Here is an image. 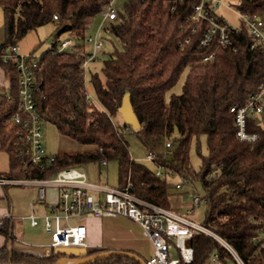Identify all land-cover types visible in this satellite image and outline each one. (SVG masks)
Listing matches in <instances>:
<instances>
[{
  "label": "trees",
  "instance_id": "obj_1",
  "mask_svg": "<svg viewBox=\"0 0 264 264\" xmlns=\"http://www.w3.org/2000/svg\"><path fill=\"white\" fill-rule=\"evenodd\" d=\"M109 1L0 0L4 20L0 68L9 81L6 91L0 87V151L9 160L6 176L45 179L71 167L115 161L118 186L130 183L137 197L171 210L173 182L154 176L156 166L169 169L189 180L197 192L198 184L199 193L205 195L200 224L233 246L247 264H264V249L253 258L255 243L251 241L264 222V114L262 125L249 122L248 131L256 133L257 140L244 143L236 138L229 111L263 83L264 52L250 50L245 36L235 53L215 43L201 47V31L192 33L185 24L198 0H183L174 9L171 0H126L107 31L119 47L113 45L98 73L89 66L82 68L80 45L72 52L42 51L36 72V106L45 124L86 149L55 154L44 169L22 166V131L12 125L18 111V77L13 63L2 60L3 52L29 31L46 25L53 26L51 37L70 36L82 42ZM236 9L249 16L261 14L264 0H239ZM54 15L58 21H53ZM210 54L212 61L201 62ZM183 72L180 93H170ZM125 91L141 125L137 131L115 122ZM87 93L92 100L85 99ZM127 134L135 135L147 151L158 152L157 158L150 163L132 159ZM201 136L206 154L198 153L200 164L194 170L190 144L196 140L198 149ZM166 141L171 143L169 149H164ZM11 231L12 221L1 220L0 235L10 237L12 243ZM186 245L193 250L191 264H207L213 253L223 264L231 260L220 244L203 233ZM99 253L103 251L94 249L86 255ZM63 257L74 258L61 252L36 255L0 246V264H55ZM89 264L138 263L112 256Z\"/></svg>",
  "mask_w": 264,
  "mask_h": 264
},
{
  "label": "built area",
  "instance_id": "obj_2",
  "mask_svg": "<svg viewBox=\"0 0 264 264\" xmlns=\"http://www.w3.org/2000/svg\"><path fill=\"white\" fill-rule=\"evenodd\" d=\"M173 8L183 0H171ZM223 0H198L190 14L185 18V24L192 33L201 31L199 45L208 47L215 43L222 49L237 52L239 42H249L250 50L264 52V21L261 14L246 15L239 11L226 8L238 17L236 25L226 22L218 13ZM118 9L114 0H110L101 7L98 17L101 19L99 29L108 31L109 23L117 18ZM58 21L57 16L52 17ZM188 41V40H187ZM80 45V53L83 56L81 64L86 69L95 62L99 54L104 53L103 39L98 33L87 34L82 42L66 36L64 38L51 37L46 51L56 53L72 52ZM86 46L89 49H86ZM39 52L24 53L16 44L8 47L2 55L4 62L11 61L17 71L18 77V111L12 118V125L21 131L19 155L22 166L37 165L41 169L50 165L54 156L46 152L44 141V120L36 106L34 94L37 90L36 72L40 68ZM214 59L210 54L201 59L208 62ZM8 88L5 89V91ZM85 99L92 100L90 93ZM233 115L235 134L238 141L253 143L257 140L256 133H250L249 122L255 121L257 125L263 124L264 114V81L260 87L251 92L243 103H236L229 109ZM171 143L166 141L164 149H169ZM157 153L147 151L145 162H153ZM102 161L99 166H106ZM154 176L173 182V190L186 198L188 204L184 208V214L162 208L150 201L137 197L131 188V184L125 186L110 187L106 183L90 181L84 168L71 167L58 171L54 176L40 178H10L0 174L1 187H33L37 190V202L46 200V188H52L56 192L53 202L45 204L46 214L38 216L34 212V204H30V212L26 217L31 226H36L41 218L44 231L50 236L49 248L54 252L62 249H82L86 245L87 229L79 217L91 216L101 218L104 214H116L137 224L149 237L152 245V254L145 260V264H191L193 250L186 242L193 236L203 233L210 236L220 244L230 255L231 260L227 264H247L238 254L236 249L224 239L214 234L200 223L193 220L192 215L196 209L205 206L207 199L204 194L197 192L192 183L175 176L169 169L156 166ZM255 243L252 257L255 258L264 249V222L257 233L251 238ZM10 245V240L7 246ZM177 255V258L174 257ZM207 264H223L216 253H213Z\"/></svg>",
  "mask_w": 264,
  "mask_h": 264
},
{
  "label": "rangeland",
  "instance_id": "obj_3",
  "mask_svg": "<svg viewBox=\"0 0 264 264\" xmlns=\"http://www.w3.org/2000/svg\"><path fill=\"white\" fill-rule=\"evenodd\" d=\"M126 0H114V5L116 8H121L122 5L125 3ZM239 0H223V5L220 6L218 9V13L220 16L228 23L236 25L238 23V17L235 15V13L231 12L226 8V5L230 7L232 10L236 12V6L238 4ZM261 17L264 21V12L261 14ZM101 19L99 17H96L90 29L88 30L87 34H95L98 33L100 37H103L106 41L104 44V53L99 54L96 57L95 62L93 64L89 65V69L93 73H98L101 69L103 61L108 57L109 53L113 50V45L116 47H119V45L115 42V40L112 38V36L105 32L103 29H99ZM53 30L52 25H46L41 28H38L36 30L29 31L18 43L17 45L21 48V50L24 53H30V52H39L45 51V49L49 46V42L51 40V33ZM65 36H62L61 38H64ZM4 40V20H3V9L0 7V42H3ZM104 42V40H103ZM86 49H89L86 46ZM185 77V72H183L176 83V85L170 90V93L179 94L181 91V86L183 84V80ZM89 89V87H88ZM115 122L118 124H122V120L120 115H117L115 117ZM44 132V141H45V147L46 152L50 155L55 154H61V153H77L84 151L86 148L84 146L78 145L72 140L60 136L55 127L51 124H45L43 128ZM126 140L128 142L129 146V153L132 159H134L137 162H145L144 156L147 153L146 148L142 144V142L133 134H127ZM198 149L196 148V140H192L190 144V150H189V159L190 164L194 170H197L200 164L199 155L206 154V148H205V137L201 136L199 138L198 143ZM87 177L90 181H99L101 183H106L110 187H117L119 185L118 183V173H117V164L115 161H110L106 164V166H99V163H90L85 166H83ZM197 190L200 192V188L198 184H196ZM19 189L15 191V194L20 199V202L22 203L27 198V190L30 189V187H18ZM171 191V190H170ZM56 197V192L52 188H46V200L45 202H53ZM175 198H170L171 207L179 211V213L184 214V208L188 204V201L184 197L181 199L179 203L173 201ZM183 208H180V207ZM39 211H41V206L38 207ZM205 207L201 206L200 208L196 209V211L193 213L192 218L197 223H202L203 221V215H204ZM36 211L38 209L36 208ZM35 211V212H36ZM38 211V212H39ZM43 211V210H42ZM47 211V210H46ZM109 216H114L116 218L114 220V225L119 229H124V231L130 232V235L133 238V241L135 243V246L137 247L138 254L142 259H147L151 255V243L148 235L137 225L133 224L132 221L122 218L119 215L116 214H105ZM84 217H79L76 219V221H82L83 222ZM129 234V233H128ZM43 241H48V237H44ZM38 252H42L44 249H37ZM175 258H177V255H174Z\"/></svg>",
  "mask_w": 264,
  "mask_h": 264
},
{
  "label": "crops",
  "instance_id": "obj_4",
  "mask_svg": "<svg viewBox=\"0 0 264 264\" xmlns=\"http://www.w3.org/2000/svg\"><path fill=\"white\" fill-rule=\"evenodd\" d=\"M0 87L4 89L9 87V81L5 78L3 71L0 68ZM9 171V160L6 153L0 151V174L6 175ZM18 187H1L0 186V222L1 220L7 218L12 221V243L10 237H4L0 235V246L3 244L6 245L8 249L12 246L13 248L30 252L36 255H47L50 252H53V249L49 248L50 236L45 233L42 219L38 220L36 226H31L30 222L26 218L29 212L30 204H34V212L36 208L39 211V206H41V211H36L35 213L38 216L46 214L45 204L49 202L38 203L37 202V190L33 187L27 190V198L22 203L20 199L15 194ZM170 198L174 199L173 201L179 203L180 200L184 197L178 192L171 190ZM180 207V206H179ZM183 208V207H180ZM43 210V211H42ZM172 211L178 212L171 208ZM124 218V217H122ZM114 216L103 215L101 218H93L91 216H85L82 224L86 226L87 237L86 245L84 249L85 252L100 249L103 252L107 251H125L131 252L141 258L138 254L137 247L133 241L130 232L124 231V229H119L114 225ZM133 224H135L133 222ZM129 233V234H128ZM48 237V241H43L44 237ZM10 240V245L7 246L8 241ZM151 243V242H150ZM37 249H44L42 252H38ZM152 245H151V254H152ZM151 256V255H150ZM149 256V257H150ZM142 259V258H141ZM145 261L146 259H142ZM134 261V260H133ZM136 262V261H135ZM65 264V262H61ZM137 263V262H136ZM139 264V263H138Z\"/></svg>",
  "mask_w": 264,
  "mask_h": 264
},
{
  "label": "water",
  "instance_id": "obj_5",
  "mask_svg": "<svg viewBox=\"0 0 264 264\" xmlns=\"http://www.w3.org/2000/svg\"><path fill=\"white\" fill-rule=\"evenodd\" d=\"M117 112L120 115L121 120L124 125L132 129L133 131H137L141 129V125L132 109L128 91H125L122 97V100H121V105L118 108ZM56 252H61L66 255H71L74 258L63 257L55 264H62L61 263L62 261L65 262V264H89L99 259L112 257V256L125 257V258L132 259L139 264H145V261H143L137 255L131 252H125V251H107V252L99 253V254L92 255V256H87L86 252L82 249H62Z\"/></svg>",
  "mask_w": 264,
  "mask_h": 264
}]
</instances>
